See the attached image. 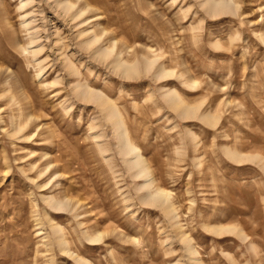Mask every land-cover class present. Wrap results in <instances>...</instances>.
<instances>
[{"label": "rangeland", "instance_id": "rangeland-1", "mask_svg": "<svg viewBox=\"0 0 264 264\" xmlns=\"http://www.w3.org/2000/svg\"><path fill=\"white\" fill-rule=\"evenodd\" d=\"M203 2L0 0V264H264V0L219 14ZM78 84L114 104L181 228L143 203L107 112ZM171 88L192 113L165 102Z\"/></svg>", "mask_w": 264, "mask_h": 264}, {"label": "bare ground", "instance_id": "bare-ground-1", "mask_svg": "<svg viewBox=\"0 0 264 264\" xmlns=\"http://www.w3.org/2000/svg\"><path fill=\"white\" fill-rule=\"evenodd\" d=\"M30 2H31V0H19V3H20L19 8L23 9L26 5L30 4ZM56 3L59 4L60 2H56ZM203 5L207 6L209 11L212 12L213 14H219V13H223L225 11H232L233 10L232 0H204ZM62 6H63L62 8L64 9V11H66V12L69 11V9L71 7L69 5V3H68V5H65V6L62 5ZM80 12H81V10H80ZM80 14H82V13H80ZM80 14H77V16H79ZM26 16H27V14H24L21 16V18H22L21 22L24 26L27 27V25L31 21H29L26 18ZM77 16H75V17H77ZM96 38H98V37H96ZM96 38L93 37V39L90 42H87L86 45H91L92 43H95V41L97 40ZM261 39L264 42V35L261 36ZM32 42H33V38L31 37L30 43H32ZM111 49H112V47H111ZM111 49L99 50V48H98L99 51L97 54L103 58H107L111 53ZM24 51H27L28 53H30L35 58L38 50L35 51L33 49V50L29 51L28 48H24ZM112 63H113V67H115V69L121 71L124 74V76L125 75L130 76L131 74H133L134 72L137 71L136 64L128 65V64H126V62L119 61V60L114 61ZM153 63H154V59L146 60L144 66L147 70H149L152 67ZM163 75H166V74L162 73V72L159 74L157 73L158 77H160V76L163 77ZM192 85H194V82H192ZM76 88L81 89L82 99L92 101L94 103H98V105L101 107V109L105 110L107 112L106 118L113 125V130H114L115 138L117 140V145H118L119 151L121 152V154L124 157L128 158L126 160L127 165L132 170H135V173L133 174V176L134 177H140L143 179V183L140 184V186L138 187L139 189H141L145 192V194L141 198L143 203L148 204V205L153 204V206H155V205L160 206V208L163 210L164 214L166 216H169L170 219L174 218L175 223L177 224L176 226H179L181 228V224L179 223V220H178V215L175 211V208L173 207V203L171 202L170 192L165 188H162L158 185H155L152 173H151L150 169L147 167V165H145V162H144L145 160H144V158L140 152V149L137 146H135V144H133V142L131 141V139L129 137V133H128L126 126L122 120V117L116 111V108L113 106L114 104L112 105L111 104L112 102H110V100L107 97H104L100 92L92 90L86 85L78 84L76 86ZM163 98L166 100L165 102H167L171 108L178 110V111L180 110V113L182 115H186V114L192 113L191 111H194L193 108L191 110L188 107L184 106V101L181 98V96H180V94L176 88L167 89L166 92L163 94ZM202 119L208 121L209 124H214L216 122L215 117L213 118L212 116H210L209 113L204 114L202 116ZM20 128H19V130H20ZM17 132H18V130H17ZM103 151H104V149H103ZM227 151H228L227 153L229 154L231 159L232 160L235 159L234 161L241 160V159H244L247 157L246 155H241V152L239 153L236 150L229 149ZM244 156H246V157H244ZM47 201L48 202L52 201V204L54 203L53 204V205H55V206H53L54 209H58V208H61V207L68 205L67 202L58 201V200L55 201V200H53L52 197L47 198ZM53 201H55V202H53ZM207 228L210 232L215 233V234H223L226 232L235 231L230 226L221 225V224L207 225ZM55 230H57V229H55ZM182 235H183L182 240L187 243V239H188L187 234L182 232ZM88 236H89V240L93 242V241H97L98 239H101L102 234L100 232H97L95 234H91ZM64 242H65L64 239L61 236H59L58 244L62 245ZM63 250H65L67 252L69 249L68 250L63 249ZM187 251L189 253H193V250L190 246L187 247ZM76 256L78 257V255H76Z\"/></svg>", "mask_w": 264, "mask_h": 264}]
</instances>
